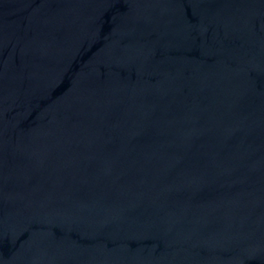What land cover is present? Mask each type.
Wrapping results in <instances>:
<instances>
[{"label":"water","instance_id":"95a60500","mask_svg":"<svg viewBox=\"0 0 264 264\" xmlns=\"http://www.w3.org/2000/svg\"><path fill=\"white\" fill-rule=\"evenodd\" d=\"M0 264H264V0H0Z\"/></svg>","mask_w":264,"mask_h":264}]
</instances>
